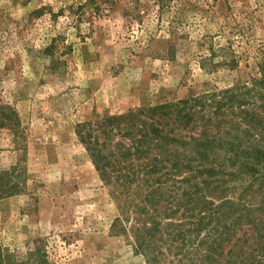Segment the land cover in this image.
<instances>
[{"label": "rangeland", "instance_id": "374dc122", "mask_svg": "<svg viewBox=\"0 0 264 264\" xmlns=\"http://www.w3.org/2000/svg\"><path fill=\"white\" fill-rule=\"evenodd\" d=\"M0 105V264H264V0H0Z\"/></svg>", "mask_w": 264, "mask_h": 264}, {"label": "trees", "instance_id": "16d2710c", "mask_svg": "<svg viewBox=\"0 0 264 264\" xmlns=\"http://www.w3.org/2000/svg\"><path fill=\"white\" fill-rule=\"evenodd\" d=\"M241 96V94H237L235 96H231V98L229 100H227L226 104L229 107L232 106H242L245 104V101H238L237 97ZM164 106H158V107H154L153 109H148V112H153V114H157L159 112H161L160 117H163L164 115L167 116L166 113H164L163 111H159V110H163ZM142 112V111H139ZM5 116L4 120L2 119V117ZM183 118H185L183 120V123L185 124L186 122H190L191 120H193L190 116H182ZM18 119V115L16 113V111H14L10 106H2L0 105V124L1 125H5L8 124L10 125L11 123H9L8 121H15ZM109 121H102V125L100 123H98V127L99 129H104L106 132L108 130V127H110V129H112L114 127V125L118 128L120 127V120H125L127 127L129 128L127 135H136L138 134V138L135 140V145H137L138 149L137 151H139V149L143 146H145V144H149V141L151 140V138L153 136H158V142L159 143H163L164 141H167L169 139V126L164 127V126H160L161 125V120L160 118H158V120L156 119H152L150 121H145V120H138L137 119V115L130 112L128 115L126 116H119V117H113V119H108ZM15 124V122H13L11 125ZM121 130V129H119ZM206 132V131H204ZM206 152H201V155H204ZM15 187V185H11L9 188V192L13 191V188ZM5 190L2 188V185L0 184V191Z\"/></svg>", "mask_w": 264, "mask_h": 264}]
</instances>
